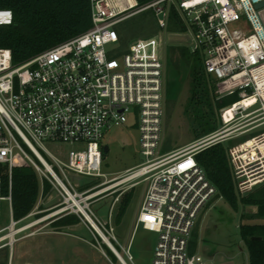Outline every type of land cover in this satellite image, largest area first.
<instances>
[{
    "label": "built area",
    "instance_id": "obj_1",
    "mask_svg": "<svg viewBox=\"0 0 264 264\" xmlns=\"http://www.w3.org/2000/svg\"><path fill=\"white\" fill-rule=\"evenodd\" d=\"M263 1L90 0L92 27L85 33L19 65L13 63L10 49L0 48V165L7 166L10 175V193L6 196L0 177V213L3 202H7L11 232L16 231L13 240L10 234L0 237V243L9 238L0 248L13 249L18 241L15 236L34 225L16 229L20 221L14 220L12 212L13 169L30 163L42 183L40 197L45 181L60 197V203L51 208L56 211L42 220L78 216L110 264L114 263L103 245L121 264H129L114 244L121 245L114 227L104 224L92 209L93 203L116 185L79 192L70 178L105 177L104 134L113 125L133 120L145 161L129 177L148 182L134 229L142 226L157 233L152 264H208L203 256L190 252V241L200 214L218 190L195 156L218 142L264 127V7L256 8ZM148 11L162 32L168 29L175 11L187 27L192 51L202 54L205 71L214 77L217 98L235 93L240 97L221 110L222 127L216 132L164 155L160 149L165 63L158 52L160 44L151 39L140 40L124 51L118 46L121 24ZM161 13L163 19L159 18ZM13 22V11L0 9V26ZM257 113L263 114L260 122L250 120L249 129L226 134L239 116ZM45 142L60 147L83 144L85 148L70 151L64 161ZM228 154L239 195L246 196L264 184V130L230 146ZM121 246L133 263L131 242ZM8 264H14L12 258Z\"/></svg>",
    "mask_w": 264,
    "mask_h": 264
},
{
    "label": "rangeland",
    "instance_id": "obj_2",
    "mask_svg": "<svg viewBox=\"0 0 264 264\" xmlns=\"http://www.w3.org/2000/svg\"><path fill=\"white\" fill-rule=\"evenodd\" d=\"M120 27L119 50H128L140 40L155 39L160 44L158 52L165 63V113L160 155L195 143L199 139H196L193 133V122L187 114L193 81L191 69L194 66L204 65V61L201 53L191 54L189 60L182 55V49L185 48L193 52V43H191L189 33L174 32L169 29L162 32L150 11L134 16L121 24ZM211 76L213 77V75ZM262 117V113L249 117L239 116L226 129V134H240L252 127L250 120H259L260 122ZM216 120L221 128V110H216ZM262 130L264 127L256 128L225 141V143L229 147L239 144ZM101 144L109 147V152L104 157L102 165V173L105 174V177L72 176L70 180L79 192L95 186H99L98 191L116 185L100 196V199L93 203L92 209L104 224L114 227L115 235L121 245L127 247L131 242L133 263L128 260L122 246L114 242L129 264H152L157 233L148 231L142 226L137 230L134 229L148 182L138 179L126 181L130 178L132 170L145 161L141 154L138 128L133 120L123 125H113L105 132ZM45 145L64 161L67 160L66 155L70 151L85 148L83 144H63L60 147L45 142ZM169 150L171 151L168 152ZM43 154L62 177L53 160L44 151ZM138 181L140 183L132 187ZM105 182L107 183L104 184ZM132 190L134 191L133 198L126 214L118 223L116 215L122 196ZM59 203L60 197L52 188L48 194L40 197L37 207L29 216L20 220L16 229L30 224L34 225L15 236L18 241L13 249L8 246L0 248V264H8L10 258L13 259L14 264H110L96 248L98 242L83 222L57 228L53 222L61 218V215L42 220L56 211L51 208ZM257 212L256 206L249 205H240L238 210H234L223 198L215 196L200 214L194 229V232L198 233V245L195 252L205 257L206 260L208 259L209 264H250L249 253L239 228L243 223H264V218L255 216ZM36 221L40 222L35 223ZM10 224V207L7 202H3L0 213V230H4L0 233V237L11 234ZM7 242H9V238L3 240L0 246ZM103 248L114 264H121L105 245Z\"/></svg>",
    "mask_w": 264,
    "mask_h": 264
},
{
    "label": "trees",
    "instance_id": "obj_3",
    "mask_svg": "<svg viewBox=\"0 0 264 264\" xmlns=\"http://www.w3.org/2000/svg\"><path fill=\"white\" fill-rule=\"evenodd\" d=\"M139 1L145 3L150 0ZM0 9H10L14 13V22L11 25L0 26V48L11 50L15 65L25 63L92 27L90 0H0ZM168 29L174 32H187L186 25L175 11L171 13ZM191 54L199 52L182 49L185 59L189 60ZM191 73L193 81L187 114L193 122L196 139H200L219 129L216 110L231 106L238 102L240 97L235 93L218 99L214 79L205 71L204 65L192 67ZM229 148L227 143L218 142L198 152L195 157L209 181L218 190L217 198H223L234 210H238L240 205L256 206L258 212L255 216L264 218V184L246 196L238 194L228 154ZM0 177L3 194L6 196L10 193L7 166L0 165ZM11 181L13 218L20 221L37 207L42 183L36 169L30 163L14 168ZM43 190L44 195L50 192L49 182H44ZM133 195L132 190L122 196L116 222H121ZM80 221L76 215H66L54 221L53 225L60 228L77 225ZM239 230L249 253V263L264 264V223H243ZM257 237H261L262 240H254ZM197 240L196 231L190 241L192 254L196 253Z\"/></svg>",
    "mask_w": 264,
    "mask_h": 264
},
{
    "label": "water",
    "instance_id": "obj_4",
    "mask_svg": "<svg viewBox=\"0 0 264 264\" xmlns=\"http://www.w3.org/2000/svg\"><path fill=\"white\" fill-rule=\"evenodd\" d=\"M263 7H264V1L261 2V3H259V4L256 6L257 9H260V8H263ZM163 17H164V14L161 13V14L159 15V18H160V19H163ZM108 152H109V147H108L107 145H105V146L103 147V154H104V156H105ZM254 240H262V238H261V237H257V238H254Z\"/></svg>",
    "mask_w": 264,
    "mask_h": 264
},
{
    "label": "bare ground",
    "instance_id": "obj_5",
    "mask_svg": "<svg viewBox=\"0 0 264 264\" xmlns=\"http://www.w3.org/2000/svg\"><path fill=\"white\" fill-rule=\"evenodd\" d=\"M130 179H132V178H128V179H126V181H128ZM15 234H16V231L13 229L12 232H11V234L8 237H11V239L13 240Z\"/></svg>",
    "mask_w": 264,
    "mask_h": 264
},
{
    "label": "crops",
    "instance_id": "obj_6",
    "mask_svg": "<svg viewBox=\"0 0 264 264\" xmlns=\"http://www.w3.org/2000/svg\"><path fill=\"white\" fill-rule=\"evenodd\" d=\"M205 258V257H204ZM206 259V258H205ZM207 261V263H208V259L206 260ZM209 264V263H208Z\"/></svg>",
    "mask_w": 264,
    "mask_h": 264
}]
</instances>
